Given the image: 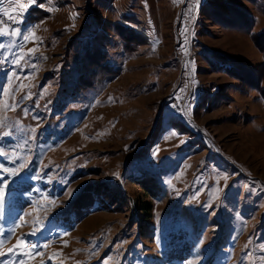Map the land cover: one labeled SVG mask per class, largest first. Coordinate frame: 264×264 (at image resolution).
<instances>
[{
  "label": "rangeland",
  "instance_id": "374dc122",
  "mask_svg": "<svg viewBox=\"0 0 264 264\" xmlns=\"http://www.w3.org/2000/svg\"><path fill=\"white\" fill-rule=\"evenodd\" d=\"M24 2L0 0V264H264L263 56L217 22L258 34L264 0Z\"/></svg>",
  "mask_w": 264,
  "mask_h": 264
},
{
  "label": "trees",
  "instance_id": "16d2710c",
  "mask_svg": "<svg viewBox=\"0 0 264 264\" xmlns=\"http://www.w3.org/2000/svg\"><path fill=\"white\" fill-rule=\"evenodd\" d=\"M248 1L251 3L255 2V0H248ZM229 8H231L230 13L232 15L218 14L220 18L218 19L217 22L224 27L230 28L232 30L240 31L242 33H245L251 36V40L253 44L263 56V62L260 67V70L256 72L248 73L247 78L249 79L244 80V82L250 85L251 88L260 90L261 88L260 82L262 80V76L264 73V31L258 34H253L252 27H253L254 22H253L252 17L250 15H246L245 13L239 11L238 9L232 6H229Z\"/></svg>",
  "mask_w": 264,
  "mask_h": 264
},
{
  "label": "snow or ice",
  "instance_id": "6c2138e0",
  "mask_svg": "<svg viewBox=\"0 0 264 264\" xmlns=\"http://www.w3.org/2000/svg\"><path fill=\"white\" fill-rule=\"evenodd\" d=\"M34 2V0H25L24 3L21 4V8H20V13H22L27 7L30 6V4ZM14 12L16 11L15 9L13 10ZM4 16H7L9 20H16V16L15 15H10L9 13L5 12L3 13ZM3 21L0 20V25H3ZM22 35V32L19 30H15L12 29L10 27H0V36H9V37H14V36H20ZM30 38L35 39V34L34 32H30L27 35H23V39L24 41H28ZM6 47V45H4L3 43H0V51H2L4 48ZM34 51V49H29V53L31 54ZM24 54L21 53L18 58L14 61V63H16L17 65L20 63L21 59H23ZM5 107H13V105H9L7 102H5ZM3 121H0V124H2ZM3 135H8V133H3ZM21 167H23V165H21ZM0 171H5L7 172V169H0ZM12 175H14L15 173H10ZM69 196H71V191H69ZM20 225H17V227H19ZM14 231V230H13ZM47 245H44V247H46ZM39 247L38 245H27V243L22 240V239H17V244L13 246V248L8 249V252L11 253L13 252L14 248H27L28 250L25 251L23 253L24 256H27L29 258H31L33 255H38L39 253H35V249ZM262 251H264V249H262ZM5 253L0 252V256H4ZM19 264H25L24 260H20Z\"/></svg>",
  "mask_w": 264,
  "mask_h": 264
}]
</instances>
